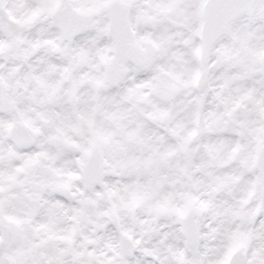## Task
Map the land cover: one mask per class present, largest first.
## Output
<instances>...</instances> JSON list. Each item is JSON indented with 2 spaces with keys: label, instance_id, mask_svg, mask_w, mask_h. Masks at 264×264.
<instances>
[{
  "label": "clouds",
  "instance_id": "1",
  "mask_svg": "<svg viewBox=\"0 0 264 264\" xmlns=\"http://www.w3.org/2000/svg\"><path fill=\"white\" fill-rule=\"evenodd\" d=\"M0 264H264V0H0Z\"/></svg>",
  "mask_w": 264,
  "mask_h": 264
}]
</instances>
